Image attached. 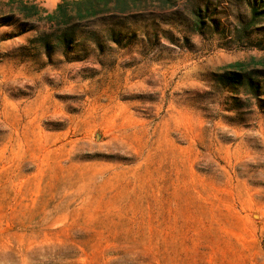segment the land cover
Masks as SVG:
<instances>
[{"label":"rangeland","instance_id":"rangeland-1","mask_svg":"<svg viewBox=\"0 0 264 264\" xmlns=\"http://www.w3.org/2000/svg\"><path fill=\"white\" fill-rule=\"evenodd\" d=\"M0 264H264V0H0Z\"/></svg>","mask_w":264,"mask_h":264},{"label":"trees","instance_id":"trees-1","mask_svg":"<svg viewBox=\"0 0 264 264\" xmlns=\"http://www.w3.org/2000/svg\"><path fill=\"white\" fill-rule=\"evenodd\" d=\"M61 10H62V6H59L58 9H57V11L55 12V14L49 16V19H51L52 22H55V19H56V17L59 15V13L61 12ZM52 22H51V23H52ZM51 36H53V35H52V34H50V36L47 35V39H48V37H51ZM51 38H52V37H51ZM65 38H66V34H65L64 36H61V38H57L56 40H57L58 42H59V41L62 42L63 39H65ZM242 66H243L242 64H236V65L231 66V67H234V68H241ZM232 81H233L234 83H236V79H235V78H233ZM246 86L249 87L250 89L253 88V83H252V81H251L250 78H247V80H246Z\"/></svg>","mask_w":264,"mask_h":264}]
</instances>
